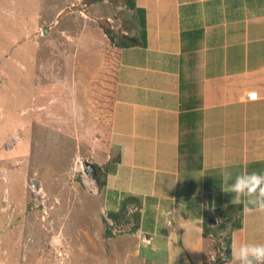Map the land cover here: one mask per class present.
<instances>
[{"label": "rangeland", "instance_id": "374dc122", "mask_svg": "<svg viewBox=\"0 0 264 264\" xmlns=\"http://www.w3.org/2000/svg\"><path fill=\"white\" fill-rule=\"evenodd\" d=\"M137 20L126 0H0V264H149L132 231L138 203L109 216L115 193L86 166L106 180L114 171L95 97L105 48L135 38ZM197 202L205 223L224 220L206 194ZM220 230L212 240L223 254ZM173 251L159 249L155 264H194Z\"/></svg>", "mask_w": 264, "mask_h": 264}, {"label": "crops", "instance_id": "0c3cea01", "mask_svg": "<svg viewBox=\"0 0 264 264\" xmlns=\"http://www.w3.org/2000/svg\"><path fill=\"white\" fill-rule=\"evenodd\" d=\"M138 8L145 26L138 17L131 39L138 43L121 51L109 138L120 160L104 194L115 193L114 213L119 204L138 203L132 231L144 240L149 264L159 249L172 257L175 248L187 263L194 257L203 264L214 245L204 237L198 197L206 194L211 209H223L235 196L229 184L236 176L264 174V0H136L137 16ZM197 29L200 48L184 50L182 32ZM182 77L198 84L203 99L199 170L179 162ZM241 203L232 255L241 244H264V211Z\"/></svg>", "mask_w": 264, "mask_h": 264}, {"label": "trees", "instance_id": "16d2710c", "mask_svg": "<svg viewBox=\"0 0 264 264\" xmlns=\"http://www.w3.org/2000/svg\"><path fill=\"white\" fill-rule=\"evenodd\" d=\"M128 6L131 9H136V0H126ZM138 17L140 19L142 28L145 26V11L141 8L137 9ZM203 31L202 29L183 31L181 34V42L184 50L192 49L196 50L199 47V43L202 41ZM136 40H114L105 48L104 53V68L99 75L100 94L95 97L96 107L100 111V124L110 133L113 121L114 103L116 100V89L118 85V71L120 67L121 51L123 47L132 46L137 44ZM189 52V51H186ZM180 136H179V162L180 166L186 171L199 170L202 167V143L199 138V130L202 125V105L203 99L199 91V86L196 83H191L182 77L180 81ZM120 160V156L116 157V162ZM113 170L115 165L112 166ZM109 168V167H108ZM100 173V185H106V174L103 169L97 167ZM127 206V202H124L120 211L112 212L111 217L117 218L118 215L123 214ZM242 211L243 204H229L223 209H220L219 213L224 220L218 223L216 226L221 229L220 231H227L226 247L223 250L220 247L223 246L218 243L215 245V250H219L217 254V260L203 262V264L224 263L233 258L232 255V242L231 234L234 229L242 227ZM214 226V227H216ZM208 222L204 225V237L215 240L213 237L219 239V235L213 234V228ZM106 233L110 234L112 231L107 229ZM219 246V247H218Z\"/></svg>", "mask_w": 264, "mask_h": 264}, {"label": "clouds", "instance_id": "9594fccd", "mask_svg": "<svg viewBox=\"0 0 264 264\" xmlns=\"http://www.w3.org/2000/svg\"><path fill=\"white\" fill-rule=\"evenodd\" d=\"M225 178L231 179L227 175ZM229 192L235 194L233 204L247 202L259 211H264V174L252 172L236 176L229 184ZM233 259L236 264H264V244H241L233 252Z\"/></svg>", "mask_w": 264, "mask_h": 264}, {"label": "water", "instance_id": "95a60500", "mask_svg": "<svg viewBox=\"0 0 264 264\" xmlns=\"http://www.w3.org/2000/svg\"><path fill=\"white\" fill-rule=\"evenodd\" d=\"M86 166L89 169V171L87 172V174H89L92 177H94V179L96 180V182H99L100 174L97 171L96 167L93 164L89 163V162L86 163ZM209 223L210 224H215L216 223V219H211L209 221Z\"/></svg>", "mask_w": 264, "mask_h": 264}, {"label": "built area", "instance_id": "2783aa9c", "mask_svg": "<svg viewBox=\"0 0 264 264\" xmlns=\"http://www.w3.org/2000/svg\"><path fill=\"white\" fill-rule=\"evenodd\" d=\"M253 95L256 96V94L250 93V94H249V97H250V96H253Z\"/></svg>", "mask_w": 264, "mask_h": 264}, {"label": "bare ground", "instance_id": "6f19581e", "mask_svg": "<svg viewBox=\"0 0 264 264\" xmlns=\"http://www.w3.org/2000/svg\"><path fill=\"white\" fill-rule=\"evenodd\" d=\"M255 98V96H253Z\"/></svg>", "mask_w": 264, "mask_h": 264}]
</instances>
